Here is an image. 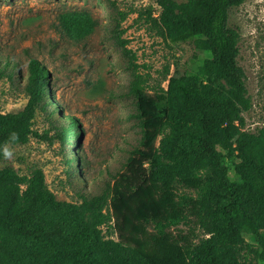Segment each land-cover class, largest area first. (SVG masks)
Instances as JSON below:
<instances>
[{
	"label": "trees",
	"instance_id": "obj_1",
	"mask_svg": "<svg viewBox=\"0 0 264 264\" xmlns=\"http://www.w3.org/2000/svg\"><path fill=\"white\" fill-rule=\"evenodd\" d=\"M245 1L156 0L163 37L172 43L192 41L209 56L199 75L175 69L165 91L155 95L134 74L129 92L141 132L138 146L110 189L81 195L79 202L58 200L39 168L26 176L1 165L6 144L51 139L32 129L37 110H53L43 92L50 89L48 75L35 58L29 59L25 106L0 112V264H252L230 256L244 243L241 224L257 237L264 260V125L245 128L243 113L252 102L237 61L239 33L228 23L230 9ZM61 22L79 37L91 29L81 15H64ZM115 41L133 59L125 40ZM16 66L5 56L0 75L11 77ZM65 119L66 125L58 122L57 138H79L75 118ZM218 147L238 159L235 180L228 177ZM176 183L190 189L206 186V196L186 199ZM186 209L205 220L207 235L198 245L168 231ZM102 227H112L117 239ZM27 241L36 248L29 251Z\"/></svg>",
	"mask_w": 264,
	"mask_h": 264
},
{
	"label": "rangeland",
	"instance_id": "obj_2",
	"mask_svg": "<svg viewBox=\"0 0 264 264\" xmlns=\"http://www.w3.org/2000/svg\"><path fill=\"white\" fill-rule=\"evenodd\" d=\"M159 10L156 0H0V59L6 56L17 65L11 77L0 75V112H17L25 106L23 86L31 58L48 75L50 89L43 92L50 102L49 110H53H37L32 124L34 131L47 133L51 139L31 137L25 144L8 145L13 159L8 161L3 156L1 165L26 176L41 169L58 200L79 202L81 195L110 189L125 170L130 151L138 146L141 136L134 116L135 99L129 92L134 74L142 77L146 92L155 95L165 91L175 69L199 75L209 56L195 49L192 41L172 43L165 39L157 23ZM64 15L87 17L90 31L81 37L68 32L61 22ZM228 23L239 33L237 61L244 70L252 102L243 116L245 128L254 131L264 125V0H246L232 7ZM115 37L125 40L133 59L123 54ZM71 116L80 137L72 134L58 139V122L66 125L69 119L65 117ZM218 149L228 177L235 180L233 165L238 159ZM176 186L186 199H201L207 193L206 186ZM204 226L203 218L186 209L183 219L168 231L176 239L198 245L207 235ZM102 230L117 239L112 227ZM240 237L244 243L231 258L264 264L257 237L242 224ZM27 244L29 251L36 248L30 241Z\"/></svg>",
	"mask_w": 264,
	"mask_h": 264
},
{
	"label": "clouds",
	"instance_id": "obj_3",
	"mask_svg": "<svg viewBox=\"0 0 264 264\" xmlns=\"http://www.w3.org/2000/svg\"><path fill=\"white\" fill-rule=\"evenodd\" d=\"M11 139L12 140L17 139V135L13 133ZM13 155H14L13 150L6 144L3 148L4 159L10 161L13 159Z\"/></svg>",
	"mask_w": 264,
	"mask_h": 264
}]
</instances>
